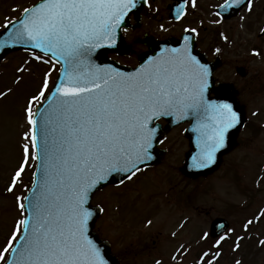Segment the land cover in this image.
<instances>
[{"label":"snow or ice","instance_id":"obj_1","mask_svg":"<svg viewBox=\"0 0 264 264\" xmlns=\"http://www.w3.org/2000/svg\"><path fill=\"white\" fill-rule=\"evenodd\" d=\"M244 3L225 0L221 7ZM247 5L250 11L252 0ZM135 6L134 0H42L23 9L20 27L0 42V48L10 46L9 41L30 42L33 49L62 62L63 69L55 92L45 95V74L39 94L25 109L32 152L30 156L29 146L23 145V161L7 191H13L29 158L41 161L42 179L37 184L34 178L32 197L23 198L29 216L17 222L0 251L4 264H108L86 235L92 213L84 205L88 194L111 174L131 180L142 170L140 165L153 159L155 129L148 127L149 122L169 115L195 118L198 127L193 131L199 132V155L193 158L196 168L212 164L215 153L225 147V134L240 124L231 103L206 98L210 69L192 55L187 44L150 57L134 73L91 62L97 48L116 47V30ZM34 101L48 105L39 122L33 118ZM28 138L26 134L24 139ZM16 199L23 213L25 204L19 203L20 197ZM18 234L19 243L13 247ZM9 252L10 261L5 255Z\"/></svg>","mask_w":264,"mask_h":264},{"label":"flooded vegetation","instance_id":"obj_2","mask_svg":"<svg viewBox=\"0 0 264 264\" xmlns=\"http://www.w3.org/2000/svg\"><path fill=\"white\" fill-rule=\"evenodd\" d=\"M154 1L148 0L147 6L142 10L140 25L126 32V44L129 46V54L126 56L111 54V57L132 68H136L140 65L139 57L149 49L146 42L148 36H153L157 39H164L170 35L179 37L182 33L195 29V31L191 32L195 36L196 48L206 55L208 61H213L215 58L219 61V65L213 73L215 82H232L234 84L237 89V98L240 105L238 109L241 111L239 117L242 120V127L237 133L231 130L225 134L226 145L223 148L225 152L222 155V164L220 169L215 173L222 172L221 175L224 177L226 175L225 166L229 163L230 169L233 170L235 167L237 169L234 171V177L244 178L246 171L243 169L246 170L247 160L254 158V160H264V140L261 141L262 134L264 133V63L258 61V58L263 55L264 0H252L250 11L246 4L236 17L230 19L222 18L216 12L217 6L224 0H161V5L158 8L154 6ZM172 10H181L183 14L179 20H170ZM163 16H166L170 23H181L180 31L163 34L149 30L146 26V21L161 19L164 18ZM204 16L211 19L210 23L212 24H214L213 20L216 18L217 22L225 24V28L224 25L219 26V24L216 30L213 27L207 28L206 26H202L200 21ZM235 20H240L243 23V26L239 30L235 28V23H233ZM140 29H143V31L140 32ZM136 31L139 32L136 33ZM237 33L246 34V39L241 40L242 46H246V68L240 65L229 66L227 61L222 57V54L227 49L235 48V41L240 37ZM213 35L215 38L212 37ZM239 47L240 45L237 46V48ZM254 52L258 53V55H253ZM251 58H253L255 63H260V66L262 65L260 70L250 65ZM123 59L126 61H122ZM225 68L228 69L225 70ZM222 71L226 72L219 74ZM238 79L243 81L241 85H238L240 83ZM218 93V90H208L206 94L209 97H214ZM224 93L233 94L234 91L229 90L224 91ZM216 102H219V100H216ZM190 121V119L184 120L171 128L160 140L159 144L160 147H164L167 150V154L172 153L176 149L177 162L181 165L186 159L189 148L186 130ZM155 123L163 126L165 121L158 119ZM241 149H243V154L239 156ZM238 159H242L243 165L235 163ZM160 166L161 164L150 168V170ZM211 177H213V174L205 178L198 177L193 180L178 174L175 180H171L172 185L170 187L174 191L171 195L170 190L164 191L161 195L165 200L163 205L166 206L165 211L167 213H164L165 217L167 216L166 221L168 219V223L164 226L163 230L167 231L161 241L162 233L159 230L158 237L160 239L153 240L151 245L146 243V240L142 237L144 236V232L147 231L151 218L156 211V207L150 206V193L146 192L141 201L139 198V201L135 202L130 199L133 196L130 192L127 195L122 190L118 192V200L120 202H116L115 206L110 209L117 214V217L124 216L125 214H127L125 217H130L132 223L128 227L129 229L137 225L133 239L135 242L132 244L136 247V255L146 252L149 256L152 250L160 248V251L156 253L159 256L157 257V261L160 263L162 261L161 256L166 254L168 258L170 255L173 258H177L179 264H206L208 261H204V257H215V262H211V264H217L219 259L224 260V258L227 264H235L240 261L243 264H250L248 259L251 256L264 252V243H262L264 241V202L261 204H256L253 201L247 203L246 185H244L242 194L244 201L241 204L225 203L223 212L218 213L212 204L208 206L204 205L206 204L204 202V195H206L209 189H212L209 185L204 186L203 182L208 181ZM176 181H179V183ZM135 194L138 196L139 191H136ZM124 195L128 197H124ZM104 212L105 206L102 215ZM217 217L225 218L228 221V227L220 236L212 238L210 235V225ZM112 225L107 221L105 223L106 231L104 232L103 224L102 228H100V233L111 242L113 251L120 258L121 264H125L126 261L123 259L122 253L126 252L129 245H121L119 249L114 247L108 231ZM169 244L172 245L170 247H173V252H170ZM131 249L133 250V248ZM205 253H207V256H205ZM167 262L169 263V260Z\"/></svg>","mask_w":264,"mask_h":264},{"label":"rangeland","instance_id":"obj_3","mask_svg":"<svg viewBox=\"0 0 264 264\" xmlns=\"http://www.w3.org/2000/svg\"><path fill=\"white\" fill-rule=\"evenodd\" d=\"M36 1L37 0H0V27L7 20L17 18L23 9ZM153 4L158 8L161 5V0H155ZM163 17L164 18L155 19L153 21H146V26L155 33L165 34L180 31L181 23H170L166 16ZM210 20L211 19L207 18V16H204L200 23L207 28L213 27L214 30H216L218 24L219 26L224 25L225 28V24L217 22L216 18L213 20L214 24L210 23ZM233 23H235L236 30H239L243 26L240 20H235ZM142 31L143 29H140V32ZM138 32L139 31H136V33ZM237 35H240V37L238 39L239 41H235V48L227 49L226 52L222 54V57L227 61L229 66L240 65L246 68V46H242L243 43L241 41L242 39H246V34L237 33ZM212 37L215 38L214 35ZM238 45H240L239 48H237ZM262 48L263 55L258 58V61L264 63V43ZM251 60L250 65L260 70L262 65L260 66V63H255L253 58H251ZM45 61H47V63H45ZM122 61L126 60L123 59ZM227 69L228 68H225V70ZM225 72L226 71H222L219 72V74H224ZM45 74H47L49 90L56 76V66L50 60L28 55L25 52L9 54L4 65L0 67V251H3L12 233L16 230L17 222L21 220L23 216L16 198L20 197L21 200L19 203H22L28 183L31 181L35 165L31 158H29L28 163L25 165V170L21 174V178L17 181V185L14 187L13 191L8 192L7 188L11 183V177L15 174V171L23 161V145L27 144L29 146V153L31 156V126L27 123V113L25 109L28 107V101L32 99L33 96L39 94V90L43 86ZM238 81L240 82L238 85H241V82L243 83L241 79H238ZM48 90H46L45 95ZM36 104L37 102L34 101L32 106L33 109ZM26 134L29 137L27 140L24 139ZM262 135L261 141L264 140V133ZM242 154L243 149L240 150L239 156H242ZM165 158L163 166L153 171L140 172L119 188L124 191L126 195L130 192V194L133 195L130 199L135 202L139 198L141 201L146 192L150 193L149 203L150 206L156 207V211L151 218L147 231H145L144 236H142L149 245H151L153 240L155 241L159 238V230L162 233L161 241L167 231L163 230L164 226L168 223V219L166 221L167 216L165 217L164 214L166 212V206L163 205L165 200L161 195L164 191L169 190L171 195L174 191V189L170 187L172 185L171 180H175L177 177L176 173H174V169L178 163L176 149H174L172 153L167 154ZM254 159L246 161V170L243 169L246 171V176L244 178L234 177V171L237 169L236 167L233 170L230 169L228 163V165L225 166L226 175H224V177L221 175L222 172H218L217 174H213V177L208 181L206 180L207 182L204 181L203 185H209L212 189H209L206 195H204V202H206L204 205L208 206L212 204L218 213H222L225 203L232 202L241 204L244 201L242 195L244 185H246L247 203L253 201L256 204H261L264 202V160L261 161L257 159V161ZM235 163L243 165L242 159L236 160ZM176 182L179 183V181ZM178 186H180V184H178ZM109 188L112 190L114 189V191L111 193L103 192L96 197V201L98 200L103 204L107 202V205H105V212L99 220L97 228L100 230L104 224L105 232V223L108 221L113 224L108 231L111 235L110 238L114 243V247L119 249L121 245H129L126 252L122 253V257L126 261L125 264H154L157 261V257H159L156 253L160 251V248L158 250H152L149 256L146 252L136 255V247L132 244L135 242L133 239L137 225L129 229L128 227L132 223L130 217H125L127 214L117 217V214L110 209L115 206L116 202L119 203L120 200H118V193L115 191L116 188ZM136 191H139L138 196L135 194ZM126 195H124V197H128ZM170 246L172 245H168L169 250L173 252V247ZM131 248H133V250ZM161 258L162 261L164 260L161 264H179V262H175L171 255L168 258L165 254L162 255ZM168 260L169 263L167 262ZM248 261L250 264H264V252L254 254ZM217 264H227L226 259H219ZM235 264H237V262ZM239 264L243 263L240 261Z\"/></svg>","mask_w":264,"mask_h":264},{"label":"water","instance_id":"obj_4","mask_svg":"<svg viewBox=\"0 0 264 264\" xmlns=\"http://www.w3.org/2000/svg\"><path fill=\"white\" fill-rule=\"evenodd\" d=\"M134 2H135V5L136 6L134 8H131L128 11L127 15L124 16L123 21H122L120 27L116 30V33H117L116 47H114V48H108V47L97 48L93 52L92 56L90 57V60L95 65H99V66H102V65H112L113 68L119 70L122 73H132V71L130 69L125 68L123 66H119L115 62L109 60L108 57H107V53L110 52V51L119 52V50L122 48V44H123V38L121 36V29H122V27L127 28L128 25H129V16H130V14L131 13L138 14L139 11H140V9L144 5V0H134ZM34 6H32V7H34ZM239 8L240 7H231V8H223V7H221L220 8V11L222 12V14H224V16H231L232 14H235V12H237V10ZM21 18H22V15H21V17L19 19L14 20V21H11L13 23H8L7 24L8 27L7 28H4L0 32V42L5 41L8 38L10 32H15L16 29L20 27L19 20ZM152 42H154V41H152ZM175 42H180V41H175V40H172V39H168V40H165V41H162V42H158L159 44L152 43V44H150V50H151L150 53L151 54H154L155 50H158V48L160 49L161 47H162V49L169 48V47H171L170 45L175 44ZM9 44H10V46H8V47H2V48H0V59L5 54H7L9 52H12V51H15V50H20V49L41 52L39 49H33L31 47L30 42L17 43V42H14V41H9ZM41 53L42 54H45L43 52H41ZM48 55L50 57H52L50 54H48ZM52 58L56 60L55 57H52ZM58 62L60 63V70H59L58 76L56 78L55 85H54L52 91L49 93L48 96H51L55 92L56 86H58V84L60 82V79H62V71H63V69H62V62H60V61H58ZM203 62H204V60H203ZM225 87H226V85L220 84L218 86V89L219 90H223V89H225ZM226 98H229L230 99V98H232V95H228V96H226ZM47 108H48L47 103H44L43 106L38 105L36 107V110H35L36 115L33 118L36 121L39 122L40 121V118H41V114ZM37 109H39V112H37ZM168 128H169V125L166 126L162 132L164 133L165 131L168 130ZM35 134L37 136V141H38V144H39V138H40V125H39V123H37V125H36ZM155 144L156 143H154L152 145V148L150 149V154L152 155L153 159H151V160L147 161L146 163L140 165V167L141 166H147V165H154V164H156L160 160L161 157H156L155 156L156 155ZM193 150H194V147H193ZM40 164H41V161L38 159L37 160L36 169H35L34 174H33V179L35 178V180L37 181V184H39L41 182V179H42V176H41L42 169L40 167ZM218 165H219V162L215 163L211 167L208 166V167H205V168H199L198 169V168L194 167V162L193 161L187 160L186 165L183 168H181V171L184 174H186V175H188L190 177H196V176H198L200 174H207V173L213 171L214 169L217 168ZM125 178L126 177H124L123 174H119V173H113V174H111L108 177V179H107L106 182H102L101 184L97 185V187L95 189H93L92 192H90L88 194L87 202L84 205V207L86 209H88L92 213V215L89 218L88 223H87L86 235H87V237L89 239H91L100 248L101 255L108 262V264H119V262H118L116 256L113 255L110 252V246H109L108 242L100 239L98 237V235L93 231V226H94V223H95V221H96V219H97V217H98V215L100 213V208L98 206H91L90 205V200H91V197H92L93 193L96 190L101 189L103 186H105L108 183L116 184V183L120 182L121 179H125ZM33 187L34 186H33V183H32V185H31V187L29 189V192L27 193V195L25 197H29V198L32 197V195H33ZM24 204H25V216H24L23 219L28 218V216H29V213L27 211V201L24 200ZM220 221L221 220H216V221H214L212 223V227H211L212 232H213L212 234L215 235V234H218L219 232H221V230H222L223 227H221L222 224H221ZM19 240H20V236L18 237V239L15 242V244L13 245V247H16L17 246V244L19 243ZM7 259L9 261L12 259V256H11V253L10 252L8 254Z\"/></svg>","mask_w":264,"mask_h":264}]
</instances>
